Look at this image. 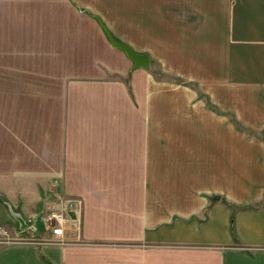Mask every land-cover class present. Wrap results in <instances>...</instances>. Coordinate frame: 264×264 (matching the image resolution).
Wrapping results in <instances>:
<instances>
[{
    "label": "crops",
    "instance_id": "crops-1",
    "mask_svg": "<svg viewBox=\"0 0 264 264\" xmlns=\"http://www.w3.org/2000/svg\"><path fill=\"white\" fill-rule=\"evenodd\" d=\"M0 227V264H264V0H0Z\"/></svg>",
    "mask_w": 264,
    "mask_h": 264
},
{
    "label": "built area",
    "instance_id": "built-area-1",
    "mask_svg": "<svg viewBox=\"0 0 264 264\" xmlns=\"http://www.w3.org/2000/svg\"><path fill=\"white\" fill-rule=\"evenodd\" d=\"M47 223L51 227L52 233L56 237H61L63 229L68 222V214L61 206H54L46 218ZM2 228L0 227V230Z\"/></svg>",
    "mask_w": 264,
    "mask_h": 264
},
{
    "label": "water",
    "instance_id": "water-1",
    "mask_svg": "<svg viewBox=\"0 0 264 264\" xmlns=\"http://www.w3.org/2000/svg\"><path fill=\"white\" fill-rule=\"evenodd\" d=\"M107 35L112 43V45L119 50H122L125 52L134 62L137 67H148L149 66V60L146 56H141L137 54L131 47L128 45L122 44L114 39V37L106 30Z\"/></svg>",
    "mask_w": 264,
    "mask_h": 264
}]
</instances>
